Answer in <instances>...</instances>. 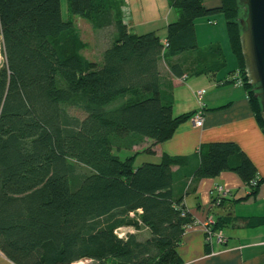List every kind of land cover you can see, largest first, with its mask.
Listing matches in <instances>:
<instances>
[{
  "label": "trees",
  "instance_id": "obj_1",
  "mask_svg": "<svg viewBox=\"0 0 264 264\" xmlns=\"http://www.w3.org/2000/svg\"><path fill=\"white\" fill-rule=\"evenodd\" d=\"M170 2L179 17L163 43L156 32L131 33L118 0H67V20L61 0H0L6 58L0 67V250L15 264H180L178 247L195 221L185 197L199 180L235 172L251 190L247 198L264 183L232 141L202 148L180 192L173 166L190 168V157L163 155L159 163L135 166L139 152L116 153L146 139L166 142L193 117L176 116L173 102L164 100L162 61L179 77L226 67L219 44L199 48L197 19L223 14L232 51L244 65L238 0H222L216 8L203 0ZM76 16L94 30L112 32L101 62L84 55ZM186 53H195L189 63L172 60ZM244 86L264 132L261 103L246 72ZM66 105L86 117L70 114ZM127 226L136 230L120 236Z\"/></svg>",
  "mask_w": 264,
  "mask_h": 264
},
{
  "label": "crops",
  "instance_id": "obj_2",
  "mask_svg": "<svg viewBox=\"0 0 264 264\" xmlns=\"http://www.w3.org/2000/svg\"><path fill=\"white\" fill-rule=\"evenodd\" d=\"M203 1L206 8H216L222 2ZM118 2L124 23L131 33L156 32L163 43L167 40L169 24L179 17V10L170 0H118ZM77 19L76 16L74 21L81 31ZM83 26L90 28L88 25ZM195 27L199 48L219 44L225 54L227 65L228 58L235 54L230 45L224 15L199 18L195 22ZM95 31L99 30H94V33ZM106 31L103 30L101 33ZM218 33L223 37L220 38ZM109 35L110 39L105 42L102 54L111 42V31ZM193 55L195 53H186L172 60L176 62L185 57L189 63ZM5 61L3 37L0 34V67ZM160 68L162 96L165 101L173 102L176 116L198 111L200 103L196 91L204 89V123L201 127H195L190 119L178 127L170 140L156 144L146 139L141 146H135L134 149L140 148L138 152L144 153L146 149L151 148L155 151L152 154L155 163H159L163 155L190 157V168L173 166L176 173L175 189L178 192L184 187L182 176L188 174L191 168L198 164V152L210 142H235L255 164L258 178H264V132L252 110L248 90L235 78L238 74L231 72L222 74L225 67L215 74L186 73L179 77L172 73L165 61L161 62ZM233 161L238 160L234 158ZM190 181L191 179L187 181L185 188L189 186ZM195 185V191L185 197L186 208L195 221L185 229L178 247L180 264H264V222L254 226L247 225L249 220L255 221L264 217V207L261 205L255 207L260 199L264 201V183L258 189L259 196L249 198L238 197L241 190L247 193L250 188L232 171H225L215 178L201 179ZM217 186L231 190V194L215 202ZM239 205L245 207L237 211ZM232 209L236 211H231ZM208 216H213L219 224L217 228L223 231L227 239L225 244H218L215 241L211 246L206 244L202 223ZM0 264L15 263L0 250Z\"/></svg>",
  "mask_w": 264,
  "mask_h": 264
},
{
  "label": "water",
  "instance_id": "obj_3",
  "mask_svg": "<svg viewBox=\"0 0 264 264\" xmlns=\"http://www.w3.org/2000/svg\"><path fill=\"white\" fill-rule=\"evenodd\" d=\"M240 46L248 83L261 103L264 121V0H238Z\"/></svg>",
  "mask_w": 264,
  "mask_h": 264
},
{
  "label": "rangeland",
  "instance_id": "obj_4",
  "mask_svg": "<svg viewBox=\"0 0 264 264\" xmlns=\"http://www.w3.org/2000/svg\"><path fill=\"white\" fill-rule=\"evenodd\" d=\"M61 7H62V16H63L64 20H67L68 19L67 0H61ZM77 18H78L77 24L81 27V38L87 44V47L83 50L84 55L87 58H89L90 60L94 61V59H95L96 61H101L102 55H103L102 50L104 49V44L107 40L110 39V35H109L110 30L109 31L107 30L104 33H101V32H103V30H99V31H95L96 33H94V29L92 28L91 24L87 20H85L81 17H77ZM83 25H88L92 29H90L88 27L85 28ZM218 34H219L220 38L223 37L222 35H220V33H218ZM227 62L228 63L226 65V68L224 70H222V74H228L229 72L238 74V75H235L236 80L243 83V85H244V83H245V70H244L243 63L238 61L235 56L228 58ZM65 108L67 109V111L70 114L77 116L80 119H84L86 117V113L78 107L66 105ZM140 150H141L140 148H136V149L133 148L130 151L123 150L120 152L116 151V153L121 158H125L131 154L137 153ZM145 161L155 163L154 161H156V160H154L153 155L150 154L149 152L140 153L135 160V166H139V165L143 164ZM240 188H242V184L240 185ZM250 192H251V190L247 193L249 194ZM247 193H245L244 190H241V192L238 194L239 196L238 195L237 196L239 198L246 197ZM259 194H260V190L256 194V196L258 197ZM261 195H262V189H261ZM259 205H261V207H264V201L260 199L257 202V204L255 205V207L258 208ZM243 207H245V206L244 205L237 206V211H239V209L243 208ZM231 211H236V210L232 209ZM127 227H128V229L130 228L131 230H136L134 227H131V226H127ZM123 232L124 231H119L118 233L121 235V234H123ZM138 233L140 234L141 238H145L147 236V230H142ZM88 264H95V263L92 260H89Z\"/></svg>",
  "mask_w": 264,
  "mask_h": 264
},
{
  "label": "built area",
  "instance_id": "obj_5",
  "mask_svg": "<svg viewBox=\"0 0 264 264\" xmlns=\"http://www.w3.org/2000/svg\"><path fill=\"white\" fill-rule=\"evenodd\" d=\"M185 78V77H184ZM183 78V79H184ZM204 89H198L196 91V97L199 100L200 108L198 111H196L191 118V121L195 127H201L204 123V104H203V96H204ZM216 198L217 201L221 198H225L231 194V190L224 188L223 186H217L216 187ZM202 227L204 229L205 238H206V244L208 246H211L213 242H217L218 244H225L226 243V237L222 230L215 227L216 221L213 216H208L207 219L202 223ZM191 225H188L186 228H188ZM126 230H130L127 228H121L119 231H124L123 234L120 236H125ZM88 259H81L74 261L72 264H88Z\"/></svg>",
  "mask_w": 264,
  "mask_h": 264
}]
</instances>
